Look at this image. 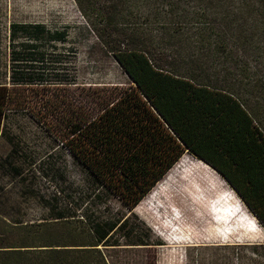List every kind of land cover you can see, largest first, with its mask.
I'll return each instance as SVG.
<instances>
[{"label": "trees", "instance_id": "1", "mask_svg": "<svg viewBox=\"0 0 264 264\" xmlns=\"http://www.w3.org/2000/svg\"><path fill=\"white\" fill-rule=\"evenodd\" d=\"M75 1L86 12L87 1ZM201 2L210 8L209 0ZM236 13L234 19L218 13L216 27L207 23L195 29L193 42L177 44L168 26L154 36L139 28L113 38L108 11L100 9L87 25L126 86L73 79L53 51L66 43V32L40 23L10 25V39L20 33L26 42L10 51L11 87L0 85V127L12 110L23 109L26 90L74 86L80 94L42 98L46 174L29 163L40 177L24 175L35 156L18 145L0 159L20 187L0 195V264H154L135 258L163 243L134 208L164 176L146 206L173 215L174 225L189 214L202 222L208 210L217 223L227 221L225 213L235 218L239 203L223 209L236 193L264 229V51L249 54L245 45L253 32L264 37V0H241ZM53 150L68 160L57 165ZM68 163L76 176H67ZM53 171L65 178L56 180ZM216 171L235 193L216 197ZM28 203L37 204V218L28 219ZM252 249L260 255L264 245Z\"/></svg>", "mask_w": 264, "mask_h": 264}, {"label": "rangeland", "instance_id": "2", "mask_svg": "<svg viewBox=\"0 0 264 264\" xmlns=\"http://www.w3.org/2000/svg\"><path fill=\"white\" fill-rule=\"evenodd\" d=\"M86 1L85 12L75 0H0V85L11 87L10 51L12 46L18 47L20 43L26 42L20 33L13 41L10 39L11 24L40 23L53 31L66 32V43L56 44L53 51L62 54L69 73L74 76L73 79L77 78V82L86 84L92 82L101 86L115 84L126 86L127 78L112 57L107 56L102 48L97 47L95 32L91 31L87 25L90 19L97 17L100 9L104 8L108 11L107 32H111L113 38L114 34L120 33L123 29L139 28H144L146 32L154 36L162 31L164 26H168L169 34L175 36L174 40L178 41L177 44H182L185 41L193 42L196 38L195 29H203L207 23L214 24L217 22L218 13L222 11L234 19L241 4V0H209L210 8H206L201 0ZM149 12L153 16H150ZM96 21H98L97 18ZM214 26L216 27L215 24ZM85 27L87 30L84 29ZM102 27L103 25H99V28ZM252 37L253 41L251 39L245 44L249 49V54H254L256 51L261 52V49L264 51V37L260 40L257 32H253ZM251 42V47L256 50L247 46ZM42 49L46 50L44 47ZM253 62L251 60V64H254ZM46 94H52L60 100L66 95L76 97L80 91L74 86L65 88L60 85L53 86L49 91L26 90L24 93L25 106H20L23 109L12 110L9 118L5 119L0 127V131H4L3 135L0 132L1 160L5 158L11 145H18L27 151L34 152V160L29 159L25 168L24 175L29 177H40V174H33L32 169H27L29 163H35L34 166H43L40 172L46 174L44 162L47 158L43 152L49 143L45 136V121L42 119L45 107L42 105V98ZM52 152L56 153L53 155V160L57 162V165L61 166L64 160H68L55 150ZM184 154L195 157L190 153ZM6 162L0 161V195L20 188L13 178V171L7 166L9 163ZM53 170H56L55 166ZM52 174L59 181L65 178V174L60 177L61 173L57 171H53ZM71 175L76 176L75 168L68 163L67 176ZM213 175L217 186L216 197L235 193L221 175ZM164 177L158 182L159 185L162 184ZM41 180L43 189L45 183L43 179ZM156 186L134 208V213L151 229L155 238L159 239L163 245L154 246L149 253H141L139 257H135L136 260L142 261L141 257L144 256V259L146 257L152 259L154 264H264V249H261L260 255L252 249V245H264V229L236 193V198H232L233 205L223 209L229 212L230 209H234V204L239 203L242 211L235 218L230 212L225 213L221 217L228 218L227 221L217 223L216 216L214 217V214L208 210L202 222H196L194 214H189L184 224L174 225L173 215L168 217L157 208L148 209L146 206L148 197ZM158 204L156 200L155 207ZM26 206L28 219H35L39 216L37 204L28 203ZM237 209L240 208L237 207ZM228 230L232 233L226 236Z\"/></svg>", "mask_w": 264, "mask_h": 264}, {"label": "water", "instance_id": "3", "mask_svg": "<svg viewBox=\"0 0 264 264\" xmlns=\"http://www.w3.org/2000/svg\"><path fill=\"white\" fill-rule=\"evenodd\" d=\"M209 166V165H208ZM212 168V167H211ZM213 169V168H212ZM214 170V169H213ZM215 171V170H214ZM217 172V171H216ZM218 173V172H217ZM219 174V173H218ZM220 175V174H219Z\"/></svg>", "mask_w": 264, "mask_h": 264}]
</instances>
